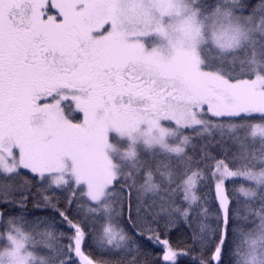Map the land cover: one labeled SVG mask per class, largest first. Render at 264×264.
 Segmentation results:
<instances>
[{
	"label": "snow or ice",
	"instance_id": "1",
	"mask_svg": "<svg viewBox=\"0 0 264 264\" xmlns=\"http://www.w3.org/2000/svg\"><path fill=\"white\" fill-rule=\"evenodd\" d=\"M0 264H264V0H0Z\"/></svg>",
	"mask_w": 264,
	"mask_h": 264
},
{
	"label": "rangeland",
	"instance_id": "2",
	"mask_svg": "<svg viewBox=\"0 0 264 264\" xmlns=\"http://www.w3.org/2000/svg\"><path fill=\"white\" fill-rule=\"evenodd\" d=\"M113 140L117 144L118 147H125L127 146V143H128L126 140H120L116 138L115 136H113Z\"/></svg>",
	"mask_w": 264,
	"mask_h": 264
}]
</instances>
